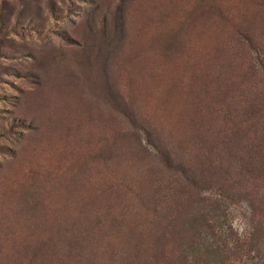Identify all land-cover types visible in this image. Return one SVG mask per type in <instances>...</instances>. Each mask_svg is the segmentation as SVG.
<instances>
[{"label":"rangeland","instance_id":"1","mask_svg":"<svg viewBox=\"0 0 264 264\" xmlns=\"http://www.w3.org/2000/svg\"><path fill=\"white\" fill-rule=\"evenodd\" d=\"M197 237L264 264V0H0V264Z\"/></svg>","mask_w":264,"mask_h":264},{"label":"trees","instance_id":"2","mask_svg":"<svg viewBox=\"0 0 264 264\" xmlns=\"http://www.w3.org/2000/svg\"><path fill=\"white\" fill-rule=\"evenodd\" d=\"M76 255V253H75ZM192 264H211L209 256L204 253L201 249V246L199 244V237L195 238L193 246H192ZM68 257H72L71 254H69ZM38 257L35 256V261Z\"/></svg>","mask_w":264,"mask_h":264}]
</instances>
